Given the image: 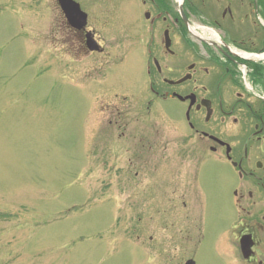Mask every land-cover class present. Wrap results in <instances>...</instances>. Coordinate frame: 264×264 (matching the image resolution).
Listing matches in <instances>:
<instances>
[{
    "label": "rangeland",
    "instance_id": "1",
    "mask_svg": "<svg viewBox=\"0 0 264 264\" xmlns=\"http://www.w3.org/2000/svg\"><path fill=\"white\" fill-rule=\"evenodd\" d=\"M55 2L0 0V264H168L163 195L155 218L148 203L137 202L135 182H123L127 159L101 144L111 134L108 105L118 101L116 93L128 96L130 108L141 95V62L130 53L124 62L111 59L91 71L101 64L74 60ZM243 27L255 30L250 19ZM134 29L111 26L101 35L109 46L117 39L134 43ZM158 109L165 120L181 122L176 107L160 103ZM164 119L157 118V140L176 151V134ZM183 167L191 170L192 162ZM111 168L116 175H109ZM233 179L228 166L206 162L201 169L198 203L207 216L193 232L191 222L187 234L191 244L200 242L198 264L236 263L233 253L217 248L219 236L223 245L232 236ZM169 184L160 178L161 192ZM174 258L173 264L185 260Z\"/></svg>",
    "mask_w": 264,
    "mask_h": 264
},
{
    "label": "flooded vegetation",
    "instance_id": "2",
    "mask_svg": "<svg viewBox=\"0 0 264 264\" xmlns=\"http://www.w3.org/2000/svg\"><path fill=\"white\" fill-rule=\"evenodd\" d=\"M74 1L87 15L81 29L72 28L58 0L54 3L61 25L70 32L74 60L101 64L91 71L111 59L124 62L130 53L141 62V95L130 108L128 96L116 93L118 101L108 105L111 134L101 144L115 158L127 159L129 166L120 168L123 182L127 187L135 182L137 202L148 203L155 218L165 199L166 230L171 231L168 264L174 256H182V264H198L200 242L191 244L188 229L193 222V232L207 216L196 184L206 162L216 169L228 166L234 178L232 236L224 245L219 236L218 250L233 253L234 264H264V66L256 57L264 50V0H106L108 9L95 7L103 5L101 0H85L86 8ZM111 16L118 25L110 24ZM249 19L253 31L243 27ZM111 26L135 27L138 39L128 44L117 39L109 46L101 33ZM249 55L254 59L248 60ZM160 103L176 107L181 122L162 118ZM158 117L176 134V151L170 142L157 140ZM189 160L193 168L188 171L183 164ZM162 177L170 183L166 193L161 192ZM157 229L155 222L154 233Z\"/></svg>",
    "mask_w": 264,
    "mask_h": 264
},
{
    "label": "water",
    "instance_id": "3",
    "mask_svg": "<svg viewBox=\"0 0 264 264\" xmlns=\"http://www.w3.org/2000/svg\"><path fill=\"white\" fill-rule=\"evenodd\" d=\"M59 2L71 27L81 29L86 25L87 16L81 11L77 3L73 0H59Z\"/></svg>",
    "mask_w": 264,
    "mask_h": 264
},
{
    "label": "bare ground",
    "instance_id": "4",
    "mask_svg": "<svg viewBox=\"0 0 264 264\" xmlns=\"http://www.w3.org/2000/svg\"><path fill=\"white\" fill-rule=\"evenodd\" d=\"M258 58H260V59H264V55H263V56H261V57H258Z\"/></svg>",
    "mask_w": 264,
    "mask_h": 264
}]
</instances>
